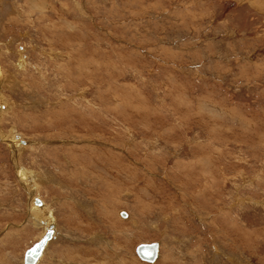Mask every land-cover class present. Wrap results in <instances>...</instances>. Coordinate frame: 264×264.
<instances>
[{"label": "rangeland", "instance_id": "obj_1", "mask_svg": "<svg viewBox=\"0 0 264 264\" xmlns=\"http://www.w3.org/2000/svg\"><path fill=\"white\" fill-rule=\"evenodd\" d=\"M0 49V128L66 186L38 264H264V0H0ZM28 210L0 140V264L40 239Z\"/></svg>", "mask_w": 264, "mask_h": 264}, {"label": "bare ground", "instance_id": "obj_2", "mask_svg": "<svg viewBox=\"0 0 264 264\" xmlns=\"http://www.w3.org/2000/svg\"><path fill=\"white\" fill-rule=\"evenodd\" d=\"M20 55H21V57H20L19 66L21 68H25V66H26L25 60L26 59L24 57L25 56L24 52L20 53ZM5 77H6V75H5V72L3 69V63L1 61V49H0V92H1V86H2V83L5 79ZM12 104L13 103L8 101L0 93V122H1L2 115L8 113V110H10L12 108ZM0 140L3 142H6V144L8 145V147L12 151V162L16 168V175H17L18 181L20 183V186H22L28 194V199H29V210L28 211L30 212L31 218L34 220L35 225L43 228L42 234L40 235V239L46 234L50 235V237L48 239H46V241L42 244V247L40 250V255L38 256V258L34 262V264H38L41 261V259L43 258L44 253L46 252L47 248L49 247L51 240L56 239L58 234H59V231H60L59 230L60 229L59 223H58L56 215H55L56 210L51 205L52 203L50 204L48 201H46L41 196V191L44 189L45 186H46V188H49V187L52 188L51 186L56 187L58 185H60L62 188L66 187V186H64V183L62 181H60L54 175V172H52V171L47 170L49 173H45V172L39 171L40 169L38 170L36 168H31V167L29 168V167H26L24 165L23 166L21 165L20 160H21V157H23V154H25V152L28 151L29 149L30 150L35 149L37 144L30 143L29 140L25 139L22 136V134L16 129L15 126L13 128H11L9 132H4L0 128ZM77 146H80V148L78 150L86 148V146H84V148H83L81 143L80 144L78 143V145L71 146V147H77ZM89 147L91 148L90 151H92L94 153L92 155L95 156L96 155L95 152L98 151V148L96 146L95 147L94 146H87V148H89ZM99 151H101V150H99ZM101 152H102L101 153L102 155H99L98 159H100V161L101 160L108 161V162L110 161L111 163H109V165H108L109 168L110 167L111 168L117 167L118 165H120L118 157L114 156V155H117L116 152L114 153L110 150H105V151L102 150ZM103 161H101V162H103ZM78 201H79V199H78ZM83 204H85V203H83ZM85 207H87V205ZM119 211H120V209H119ZM120 215H122L123 217H126L127 213L122 212V213H120ZM98 237H103V236H98ZM95 238H96V236L93 237V239H95ZM144 243H146V242H144ZM150 243H152V242H150ZM153 243H156V245H157V255L155 258V260H157V258L160 256V243L159 242H153ZM145 261H147V260H145ZM154 261H148V262H154ZM22 263L24 264V256L22 258Z\"/></svg>", "mask_w": 264, "mask_h": 264}, {"label": "water", "instance_id": "obj_3", "mask_svg": "<svg viewBox=\"0 0 264 264\" xmlns=\"http://www.w3.org/2000/svg\"><path fill=\"white\" fill-rule=\"evenodd\" d=\"M50 237L49 234L44 235L40 240L31 245L24 254V264H34L38 256L42 244ZM137 255L147 261H154L157 255L156 243H141L136 247Z\"/></svg>", "mask_w": 264, "mask_h": 264}]
</instances>
